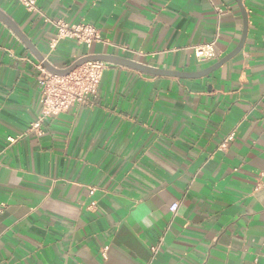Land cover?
<instances>
[{"label": "crops", "instance_id": "crops-1", "mask_svg": "<svg viewBox=\"0 0 264 264\" xmlns=\"http://www.w3.org/2000/svg\"><path fill=\"white\" fill-rule=\"evenodd\" d=\"M242 6L243 49L213 73L107 63L95 96L37 131L41 63L0 20V264H264V0ZM0 11L59 69L106 55L195 73L245 27L237 0H37V11L1 0ZM59 20L103 40L50 50ZM210 41L217 59L198 63L191 47Z\"/></svg>", "mask_w": 264, "mask_h": 264}, {"label": "built area", "instance_id": "built-area-1", "mask_svg": "<svg viewBox=\"0 0 264 264\" xmlns=\"http://www.w3.org/2000/svg\"><path fill=\"white\" fill-rule=\"evenodd\" d=\"M1 1V0H0ZM29 11H37V0H16ZM220 13L221 10L217 9ZM51 22L50 20H46ZM54 24L57 36L49 44L50 50H54L58 43L63 40L73 39L78 44L91 48L93 44L101 42L102 36L93 25L81 23L71 25L66 21H52ZM193 54L198 63H210L217 59L215 41L206 42L191 47ZM107 69V63L95 61L84 64L77 68L67 76H55L50 74L40 64L38 66L39 75L37 81L42 97V118L33 123L29 131H37L41 127L42 121L49 116H57L69 110L70 107L77 104H85L88 100L98 93L102 82L104 72ZM20 139V136L9 137L10 143H15ZM234 140V135L231 134L221 147H226L227 143ZM96 189L90 190V195H94ZM4 205H0V213L3 211ZM96 203H91V208L95 207ZM179 203L171 206L173 213L177 212ZM163 245V238L157 245L151 248L153 255L158 254L160 247ZM109 246H105L101 250V256L104 260L108 259Z\"/></svg>", "mask_w": 264, "mask_h": 264}, {"label": "water", "instance_id": "water-1", "mask_svg": "<svg viewBox=\"0 0 264 264\" xmlns=\"http://www.w3.org/2000/svg\"><path fill=\"white\" fill-rule=\"evenodd\" d=\"M238 4L240 5L243 16H244V21H245V27H244V35L243 39L241 40L240 44L238 47L232 51L227 57L216 63L215 65L199 71L195 73H184V72H176V71H166V70H161V69H156L152 67H148L145 65H142L137 62L129 61L120 57H114V56H106V55H88L85 57L80 58L77 60L75 63H73L71 66L65 68V69H59L53 66L42 54H40L37 49L31 44V42L27 39L25 35L18 29V27L13 23V21L8 18L3 12L0 11V20L5 23L10 29L14 31V33L24 42L26 47L35 55V57L38 59V61L42 64V66L52 75L55 76H67L77 68L83 66L86 63L89 62H95V61H100L104 63H109V64H115V65H120L124 67H128L131 69L138 70L142 73L148 74V75H153V76H161V77H173V78H183V79H194V78H200L207 76L214 71H216L218 68H220L223 64L228 62L230 59L233 57L237 56L243 49L244 41H245V34L247 31V16L245 13V9L242 6V0H237Z\"/></svg>", "mask_w": 264, "mask_h": 264}]
</instances>
